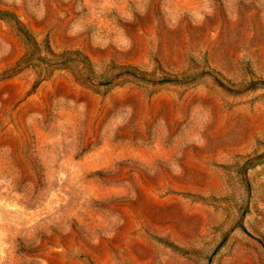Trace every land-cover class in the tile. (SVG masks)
Instances as JSON below:
<instances>
[{"label": "rangeland", "instance_id": "374dc122", "mask_svg": "<svg viewBox=\"0 0 264 264\" xmlns=\"http://www.w3.org/2000/svg\"><path fill=\"white\" fill-rule=\"evenodd\" d=\"M0 264H264V0H0Z\"/></svg>", "mask_w": 264, "mask_h": 264}, {"label": "trees", "instance_id": "16d2710c", "mask_svg": "<svg viewBox=\"0 0 264 264\" xmlns=\"http://www.w3.org/2000/svg\"><path fill=\"white\" fill-rule=\"evenodd\" d=\"M10 16H13V15H10ZM19 28H21L20 30H22V31H24L23 30V26H21V25H19ZM25 32V31H24ZM24 34H26L27 35V33L25 32ZM138 72V71H137Z\"/></svg>", "mask_w": 264, "mask_h": 264}]
</instances>
